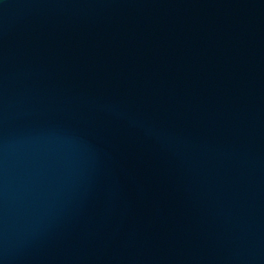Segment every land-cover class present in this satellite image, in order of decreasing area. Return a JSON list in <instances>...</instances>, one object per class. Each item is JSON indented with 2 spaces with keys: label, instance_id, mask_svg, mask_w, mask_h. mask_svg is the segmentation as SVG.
<instances>
[{
  "label": "water",
  "instance_id": "obj_1",
  "mask_svg": "<svg viewBox=\"0 0 264 264\" xmlns=\"http://www.w3.org/2000/svg\"><path fill=\"white\" fill-rule=\"evenodd\" d=\"M263 165L264 0H0V264H264Z\"/></svg>",
  "mask_w": 264,
  "mask_h": 264
},
{
  "label": "bare ground",
  "instance_id": "obj_2",
  "mask_svg": "<svg viewBox=\"0 0 264 264\" xmlns=\"http://www.w3.org/2000/svg\"><path fill=\"white\" fill-rule=\"evenodd\" d=\"M25 1V0H24ZM28 1V0H27ZM34 7H35V5H34ZM10 9H13V8H11V7H9ZM191 85V84H190ZM195 92H197V94L198 95H200L201 96V94H199L200 92H198V90H196ZM209 94L211 95V96H216V97H218V98H220V100L222 101V102H225V104H229L231 101L230 100H228L227 99V97H228V93H219L220 94V96H217V94H215L214 92H209ZM67 103L66 104H58V106H56V105H54V104H52L51 106H52V108H57V109H68L67 108V105H69V106H72V107H75V106H77V102L76 101H72V100H67L66 101ZM79 102V104H81V101H78ZM146 102V104L148 103L147 101H145ZM224 116L223 117H225V118H227L228 117V115H227V112H224V113H222ZM144 122L145 123H147L148 122V120L147 119H145L144 120ZM157 128H158V125L156 126ZM152 134V137L154 138V139H157V137L155 136V134L152 132L151 133ZM132 164L133 165H135V162H133L132 161ZM261 171L262 172H264V165L261 167ZM264 176V175H263ZM145 177H150V175L149 174H147V175H145ZM209 209V208H208ZM211 210H209L208 212L210 213V215L208 214V212H206L207 213V215H206V218H207V220H209L210 221V216H211V218L212 219H214V221H215V226L216 227H221L222 228V226L221 225H218L219 224V221H218V219H217V217L213 214V212H210ZM243 214L244 215H249V212H243ZM223 220H224V223L226 222V221H228L230 218H228V217H221ZM246 220H245V222L247 223L248 221H247V219L248 218H246V216L244 217ZM260 219V218H259ZM259 221V220H258ZM212 222V221H211ZM257 228H259V227H257ZM206 234H207V232H206ZM187 236H189V235H187Z\"/></svg>",
  "mask_w": 264,
  "mask_h": 264
}]
</instances>
